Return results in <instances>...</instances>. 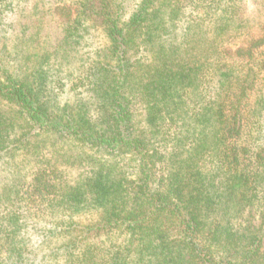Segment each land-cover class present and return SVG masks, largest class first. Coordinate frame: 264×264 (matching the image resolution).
I'll use <instances>...</instances> for the list:
<instances>
[{
    "label": "trees",
    "instance_id": "16d2710c",
    "mask_svg": "<svg viewBox=\"0 0 264 264\" xmlns=\"http://www.w3.org/2000/svg\"><path fill=\"white\" fill-rule=\"evenodd\" d=\"M21 1L0 0V264H264V0H31L25 22ZM46 17L40 53L7 34ZM89 27L86 98L61 101L46 63Z\"/></svg>",
    "mask_w": 264,
    "mask_h": 264
},
{
    "label": "rangeland",
    "instance_id": "374dc122",
    "mask_svg": "<svg viewBox=\"0 0 264 264\" xmlns=\"http://www.w3.org/2000/svg\"><path fill=\"white\" fill-rule=\"evenodd\" d=\"M46 4L49 2H71L72 0H43ZM115 5L118 6L119 11L121 8V14L124 19H126L132 10L135 8L138 0H113ZM33 2L31 0H23L19 3L18 11H20L19 20L25 22L28 11L30 10ZM11 17V15H9ZM31 22L25 26H16L13 31H9L7 34L11 36L16 32L21 33L25 32L30 34L34 30L40 31V40H34L31 42V49L33 52L40 53L45 47V44H48V40L55 37L57 34V29L52 27V22L46 17L43 21L42 26L39 25L35 27L33 20L29 19ZM44 26V27H43ZM43 28V29H40ZM7 35V36H8ZM51 44V43H50ZM106 44V39L100 28L89 27L86 29V32L83 34L81 41L78 45L65 47L69 50L67 56L60 50L58 53L51 54L46 64L50 68L51 76L53 77V83L51 84L53 94L59 98V100L69 99L73 100L74 98H86L87 91L85 87L79 85L80 83L73 87V90L70 89L71 84L77 80L78 74L88 72L90 66L93 62L99 60V51L98 49L102 48ZM71 48V49H70ZM61 62V64H59ZM66 175L71 180H74L81 177L83 170L81 168H66ZM262 250H264V242L262 243Z\"/></svg>",
    "mask_w": 264,
    "mask_h": 264
}]
</instances>
